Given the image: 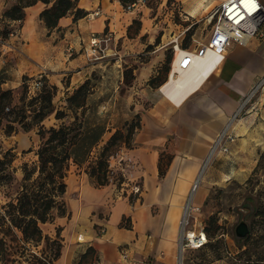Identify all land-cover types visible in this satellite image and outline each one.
I'll return each instance as SVG.
<instances>
[{"label": "crops", "instance_id": "obj_1", "mask_svg": "<svg viewBox=\"0 0 264 264\" xmlns=\"http://www.w3.org/2000/svg\"><path fill=\"white\" fill-rule=\"evenodd\" d=\"M6 1L0 0V23ZM224 1L174 0L186 18L212 12ZM260 1L264 5V0ZM75 2L76 8L87 14L75 20L74 9L51 30L40 15L52 3L43 1L25 7L21 21L7 22L18 31L9 38L14 43L11 55L15 60L0 55L1 87L9 86L5 72L8 62L14 61L16 80L27 71L36 75L45 71L58 94H71L91 74L93 60L86 51L93 34L107 35L108 48L120 44L117 64L124 63L141 46L142 35L149 33L143 46L156 45L155 28L146 23V3L128 9L120 0ZM136 20L143 24L130 38L129 30ZM219 59L198 87L180 101L172 100L160 89L148 91L147 106L138 101L135 109L139 122L131 145L122 143L111 162L123 179L121 184L98 185L84 168L88 161L81 165L70 161L64 195V199L68 198V215L57 217H68L61 224L66 245L55 264H179L180 220L195 181L199 179L189 228L200 230L201 209L211 191L230 180L246 177L264 148V88L258 92L262 93L260 97L256 94L258 99H251L242 107L254 84L264 75V39L233 42ZM134 70V83L146 84L157 68L152 62H141ZM117 74L123 79L124 71L118 70ZM65 76H69V84L64 82ZM67 96L62 104L69 110ZM40 122H45V118ZM101 126L102 132L92 133ZM92 127L94 130L87 135H95L91 139L94 147L121 128L109 123ZM226 128L234 140H223L211 151ZM24 135L13 133L7 139L11 144L24 145L30 139V135ZM133 184L140 187L139 193H132ZM76 234H81L77 241Z\"/></svg>", "mask_w": 264, "mask_h": 264}, {"label": "rangeland", "instance_id": "obj_2", "mask_svg": "<svg viewBox=\"0 0 264 264\" xmlns=\"http://www.w3.org/2000/svg\"><path fill=\"white\" fill-rule=\"evenodd\" d=\"M15 2L16 0H7L4 11L12 7ZM146 5L149 9L146 23L155 28L156 45L143 46L149 33L140 36L141 46L135 48V52H131L130 57L126 58L124 63L119 64L116 62V56L120 54L118 53L121 49L120 44L115 43L108 48L105 41L101 45L100 52L93 55L88 54V51L91 52L89 48L86 54L93 60L91 74L77 88L83 86L82 95L78 99L79 102H84L83 107L74 106L69 110L66 109L62 102L68 92L58 94L57 90H53L55 92L50 105L53 111L45 117V122H40L39 116L46 110L43 109L46 104L39 95L44 94V85H51L45 71L37 75L27 71L16 80L14 75L16 62H8V72H5V75L10 82L9 86L2 87V89L11 92V101L7 104L9 109L5 111L13 113L10 117L0 119V157L6 150L12 149L16 158L12 164L14 167L13 180L0 186V205L15 196L24 177L25 166L27 165L29 169L37 164V151L42 142L41 127L48 130L51 127H59L62 123L76 122L72 134H75L78 129L82 130L85 137H88V132L94 130L92 126L109 123L119 125L122 134H125L129 122L134 125L139 122V114L135 109L138 101L141 100L147 106L150 103L147 96L148 91L159 90L169 80L174 62L175 45L178 44L181 49L191 50L201 47V44L208 41L216 21V18L210 19L212 12L195 18H186L181 14L174 0H146ZM142 24L143 21H136L131 26L128 37L136 35ZM10 37L12 36L2 41L1 55L9 57V60H15L11 55L15 48L14 43L10 42ZM141 62H152L157 68L154 77H151L146 84L134 83V69ZM118 70L124 71L123 79L118 77ZM39 81H42V85L37 87L36 84ZM64 82L69 84V76H65ZM77 89L68 96L74 95ZM142 89L145 92H142ZM261 94L258 93V96L260 97ZM258 96H254L252 100L255 101ZM86 104L88 105L85 106ZM10 124L14 131L8 127ZM78 124H82V129H79ZM101 129L102 126L92 133L99 134L103 131ZM8 131H10L9 134H7ZM13 133L30 135V139L24 145L11 144L7 136ZM94 137L95 135H91L88 142H80L73 148L79 158L90 154L88 163L84 162L86 163L84 168L87 171H90L91 166L98 161L102 148L110 139L94 147V144H91V139ZM32 140L35 141L32 142ZM118 144L122 145V142L119 141ZM14 147L17 149L14 150ZM119 150L120 147L112 155H116ZM108 183L119 185L117 173L109 174ZM67 199H64L65 202ZM262 206H264V148L259 153L256 166L246 177L230 180L211 191L203 210L201 209L203 214L199 219L200 226L207 234V243L202 248L186 250L180 264H264L262 260L264 259ZM67 218L62 220L56 217L53 222L43 225L45 232L55 235L57 228H63L61 224L68 221ZM241 221L246 222L250 228L249 234L244 238H239L236 234V227ZM79 235L81 234H76V241ZM60 236L63 246L66 245V238L63 237L61 230Z\"/></svg>", "mask_w": 264, "mask_h": 264}, {"label": "trees", "instance_id": "obj_3", "mask_svg": "<svg viewBox=\"0 0 264 264\" xmlns=\"http://www.w3.org/2000/svg\"><path fill=\"white\" fill-rule=\"evenodd\" d=\"M37 1H43L46 4L52 3L40 15L50 30L57 27L61 17L74 9H76L75 20L87 14L84 10L76 8V0H16L12 7L4 11L0 23V55L2 41L13 32V28L7 22L21 21L24 17V8ZM120 1L127 8L137 0ZM53 90H56L55 86L46 84L44 85V94L39 95L46 104L43 106V109L46 110L40 114L39 121H42L53 111L50 106L55 92ZM82 91L83 86L68 98L70 108L84 105V102L78 100ZM10 93V90L2 89L0 80V119L10 117L13 113L5 111L8 107L7 104L11 101ZM74 126H76V122L62 123L59 127H51L48 130L41 127L42 142L37 151V164L29 169L27 165L25 166V174L15 196L0 205V264H55L60 258L63 248L61 229L57 228L55 235H50L45 232L43 225L53 222L58 216L68 215L64 195L67 187L65 179L70 161L81 165L88 160L90 155L86 154L83 158H79L73 150L80 142L89 140L82 130L77 129L76 133L72 134ZM78 126L79 129H82V124H78ZM127 126L125 134H122L120 129L116 130L102 148L98 161L88 171L90 177L94 178L98 185L108 184L109 157L115 154L114 152L121 146L118 144L119 141L127 145L131 144L138 124L130 123ZM8 127L14 131L11 124ZM15 158L16 154L12 149L6 150L0 157V186L13 180L14 167L12 164ZM119 181V184L123 181L120 176ZM262 207L264 213V206ZM262 260L264 261V259Z\"/></svg>", "mask_w": 264, "mask_h": 264}, {"label": "built area", "instance_id": "obj_4", "mask_svg": "<svg viewBox=\"0 0 264 264\" xmlns=\"http://www.w3.org/2000/svg\"><path fill=\"white\" fill-rule=\"evenodd\" d=\"M146 0H137L130 4L128 9L134 8L139 4H145ZM216 18L211 35L206 43L201 44V47L191 49H181L179 45H175V58L179 48L182 53L178 66L182 70L189 69L197 57H203L207 51L210 50L218 55L221 61L225 55L227 48L233 42L242 43L248 38L264 39V5L260 0H225L217 6L211 13V19ZM13 32L10 35H15L18 31L17 27H12ZM108 40V36L104 37L93 34L90 39L89 55L100 52L102 42ZM68 51L72 53L73 48L68 47ZM175 61V59H174ZM174 63V62H173ZM42 81L37 82L36 86L40 87ZM264 88V75L254 84L250 93L246 97L242 107L247 104L260 90ZM6 109H9L7 107ZM236 117V115H235ZM234 140V137L227 132V128L221 133L218 139L214 142L211 151L217 149L223 140ZM227 151V146L221 147ZM117 157L116 155L110 156L109 170L110 174H114L112 160ZM199 179L195 181L192 186L191 194L184 206L183 215L180 220V237H179V264L183 253L188 249H199L206 245L207 234L204 228L200 230L189 228L193 217L195 208L192 204L193 194L198 187ZM132 193L137 194L140 192V187L137 184L131 186ZM91 264H98L93 261Z\"/></svg>", "mask_w": 264, "mask_h": 264}, {"label": "bare ground", "instance_id": "obj_5", "mask_svg": "<svg viewBox=\"0 0 264 264\" xmlns=\"http://www.w3.org/2000/svg\"><path fill=\"white\" fill-rule=\"evenodd\" d=\"M181 53L182 51L179 48V52L176 55L169 75V80L160 88L162 93L177 102L190 91L192 92L196 86L198 87L200 81L204 79L208 71L213 67L215 60L218 59L217 54L208 50L205 56L195 59L192 64L193 67L191 66L187 70H182L178 66V57H180ZM216 62H218V60Z\"/></svg>", "mask_w": 264, "mask_h": 264}, {"label": "water", "instance_id": "obj_6", "mask_svg": "<svg viewBox=\"0 0 264 264\" xmlns=\"http://www.w3.org/2000/svg\"><path fill=\"white\" fill-rule=\"evenodd\" d=\"M250 232L248 224L244 221H241L236 227V234L239 238L246 237Z\"/></svg>", "mask_w": 264, "mask_h": 264}]
</instances>
